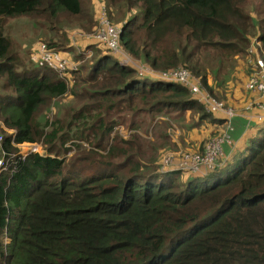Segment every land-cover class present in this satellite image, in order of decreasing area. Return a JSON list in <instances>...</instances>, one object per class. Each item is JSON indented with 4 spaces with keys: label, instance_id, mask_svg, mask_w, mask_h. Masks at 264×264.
I'll return each instance as SVG.
<instances>
[{
    "label": "trees",
    "instance_id": "16d2710c",
    "mask_svg": "<svg viewBox=\"0 0 264 264\" xmlns=\"http://www.w3.org/2000/svg\"><path fill=\"white\" fill-rule=\"evenodd\" d=\"M251 1L104 4L110 23L122 27L119 44L132 59L159 71L185 66L227 102L209 84L214 70L202 57L210 50L227 51L230 58L246 52L257 20L264 19V0L256 18ZM100 7L94 13L83 0H0V26L3 16L16 15L96 22ZM98 47L85 58L87 72H73L71 87L42 62L34 63L38 72L21 71L0 30V119L17 130L16 142L50 145L45 155H16L0 174V264H264V133L252 138L247 129L230 144L233 152L209 170H162L156 153L144 157L138 129L149 130L135 115L153 120L164 111L176 120L187 114L189 125L214 129L211 136L224 133L227 118L206 110L187 87L140 75L133 65H121V55L107 45ZM143 76L154 81H141ZM69 93L81 103L60 118L65 128L43 114L37 119L49 100ZM165 137L176 147L167 132ZM12 138L8 132L4 146L16 154ZM68 151L79 152L72 160L61 158Z\"/></svg>",
    "mask_w": 264,
    "mask_h": 264
},
{
    "label": "rangeland",
    "instance_id": "374dc122",
    "mask_svg": "<svg viewBox=\"0 0 264 264\" xmlns=\"http://www.w3.org/2000/svg\"><path fill=\"white\" fill-rule=\"evenodd\" d=\"M83 1L85 3V6L87 7V11H91L90 8H92V12L94 13L96 6L99 3L107 4L106 0ZM110 7L111 6H109V8ZM248 8L250 11H252V14L256 18V13H258L256 9L260 8L259 0H252ZM105 22L106 21L100 19L95 22V20H90L87 17L74 16L59 19L55 23L49 20H44L40 17L16 15L3 16V22L0 26V30L9 39L11 49L18 54V62L20 63L21 71L26 69H33L34 72H38L39 67L34 64H41V59L39 60L37 54L38 46L41 43H46L47 47H52L49 42L54 43V45L56 46H54L55 49H50L48 52L50 56H53L52 65L48 64L47 66L49 68L47 70H49V72H57L58 76L65 79L72 87L76 80L75 74L73 72L77 71V74L83 75L88 70V67H85V58H88L86 56H90L93 52V49L98 50V46L101 47L100 49H105L106 45H108L107 42L102 41L100 37H98L104 36V32H102L101 34L96 33L97 30H99L100 32L102 31ZM256 24L258 26L257 28H255V34H253L250 41H253L260 33H262L260 36H264V29H262L260 26V24L264 25V19L262 22L257 20ZM249 46L250 42L247 48ZM100 49L99 52H101ZM249 54L250 53H248L246 49V52L244 54L233 56L230 58L231 54L227 51L210 50L208 52H204L202 57L205 62H209L210 67L214 70L213 74L211 75V72L209 71V84L213 88L215 87V90L216 88H218L219 90H216L217 92H225L233 101V104L237 106L240 112L242 111L240 106V104L242 103L241 101L244 100L245 97H247V91H245L246 89H244V87L248 75L251 73L248 61ZM112 58L115 59L114 57ZM59 59H66V61L68 62L67 68L63 70H57L54 67ZM133 60L138 64L148 65L145 62H141L135 59ZM178 67L188 69L187 67L182 65ZM193 75L201 80L200 75ZM139 79L141 81L146 80L148 82L154 81L151 77L146 78V76L139 77ZM7 92H11V89H8ZM217 96L216 97L220 99V95L217 94ZM55 99L56 100H49L44 106H42L36 114V117L38 120H40L43 114L50 124L55 122L56 120H59L62 125H65L63 119L60 118H66L72 108L78 106L81 103V100L74 98V95L70 93L61 98ZM57 99L61 100V102L59 103ZM177 117L179 118L173 120L172 115L166 114L164 111H161L159 115L153 120L146 117L144 113L138 116L135 115L133 117L137 122H140L141 118L146 119V124L143 125L147 126L149 132L138 129V141L140 143L142 151L144 152V155H146L144 157H147L151 154V152H154L158 156V161L160 160V162L162 163L163 157L169 152H200V147H202L204 151L206 136H211V131L214 129L210 127H204V130L201 131L198 126L189 125L190 120L188 119L189 116L187 114L181 113ZM233 118V124L235 122V125H244V127H246L245 124H247V120L243 116H234ZM127 124H129V122L126 120L124 125L126 126ZM2 125L3 122L2 124H0V133H3L4 136H8V132L2 128ZM66 125L64 126V128L66 127ZM53 127L54 125H51V128ZM248 129L249 131H251L250 136L254 138L264 133V123L259 124L254 121L250 126H248ZM122 132L123 134H126L128 131L127 129H124L122 130ZM165 132L170 135V139L172 141L174 139L181 138L182 134L186 133L188 134L187 140L189 142L183 145L184 149H178L177 143L176 147H172L170 140L165 139ZM42 141L43 140H39L35 144H37L41 150L45 151L50 147V145ZM59 145H61L60 138L57 140V147ZM63 147L64 146L61 145V152L63 151ZM229 147V143H223L224 153L228 152ZM78 152L79 151H68L65 156L61 155V158H66L67 156L70 160H72L76 156V154H78ZM175 156H180V154H176Z\"/></svg>",
    "mask_w": 264,
    "mask_h": 264
},
{
    "label": "built area",
    "instance_id": "2783aa9c",
    "mask_svg": "<svg viewBox=\"0 0 264 264\" xmlns=\"http://www.w3.org/2000/svg\"><path fill=\"white\" fill-rule=\"evenodd\" d=\"M103 6V8H102ZM106 6L101 4L100 10L103 14L100 16V20L106 21L102 28L96 32L101 34L104 32V36H98L102 41L107 42V46L116 54L121 55L119 62L123 66L133 65L137 69L140 75H149L160 80L178 83L182 86L187 87L195 100L199 103L204 104L205 108L213 113L224 116L227 118V128L223 134L213 135L206 142L204 151L192 152L186 151L182 153L169 152L162 159V170L174 171V170H186L193 172H201L205 168L211 169L216 164L218 158L223 155V143L227 142L231 144L233 142L231 137L232 119L236 115V110L225 100L219 99L213 94H211L207 88L201 84V80L194 76L188 69L183 67L170 68L167 70L159 71L153 69L149 65H143L136 63L121 47L119 44V38L122 34L121 26H114L110 23L106 16ZM260 37V36H259ZM256 38L250 42V46L247 48L249 54V68L251 73L248 75L246 80V89L252 93L250 102L248 103L247 109L258 108L262 113L255 115L261 122H264V36ZM49 49L45 43H41L38 46V58L41 62L46 65H52L53 56L49 55ZM68 62L66 59H59L57 64L54 66L57 70H63L67 68ZM249 121L253 119V116H247ZM124 130V129H122ZM7 132L12 134L13 138L11 143L13 146L17 147L19 150L17 153L8 152L2 148L3 155L0 158V174L2 172L8 171L10 166V161L16 155L19 159H25L27 155L31 153H38L40 155H45L46 150L43 151L40 147L35 144L36 142H16L15 136L17 130L13 128H7ZM128 131V130H127ZM128 133V132H127ZM126 133V134H127ZM125 134V135H126ZM4 137L0 135V146L2 147ZM38 149V150H37ZM180 154V156H175ZM14 165V162H12ZM15 169V167H14Z\"/></svg>",
    "mask_w": 264,
    "mask_h": 264
},
{
    "label": "crops",
    "instance_id": "0c3cea01",
    "mask_svg": "<svg viewBox=\"0 0 264 264\" xmlns=\"http://www.w3.org/2000/svg\"><path fill=\"white\" fill-rule=\"evenodd\" d=\"M262 33L258 34L257 36L259 37ZM260 37H263V36H260ZM259 37V38H260ZM244 89H246V84H245V87ZM247 91V89L245 90ZM225 96L227 97L226 100H227V103L230 104V105H233L234 109L236 110V116H243L246 118L247 120V124H246V127H244V125H235V122L234 124L232 123V127H233V130L231 131V137H232V140L233 142H238V139L245 133L247 132V129H248V126H250L254 121H259L261 122L260 120H258V118H255V115H259L261 114L262 112L258 109V108H252V109H247L248 107V103L250 102L251 100V97H252V93L247 91V97H245L244 100H242L240 106H241V109L242 111L240 112L237 108L236 105L233 104V101L230 99V97L224 92ZM221 99V98H220ZM223 100V99H222ZM247 116H253V119L251 121H249L248 117ZM233 121H234V118H233ZM2 120H0V124H2ZM227 126V124H226ZM2 128L4 130H6L8 127L4 124L3 122V125H2ZM227 128V127H226ZM2 129V130H3ZM257 129V128H256ZM0 135H2L4 137V141H5V136L3 133H0ZM188 139V134L186 133H183L182 134V137L181 138H177V139H174L173 143H177V147L178 149H184V144H187L189 141L187 140ZM4 141H3V144H2V147L0 146V158H2L1 156L3 155V151H2V148H4L6 151L7 149L5 148L4 146ZM234 144V145H235ZM230 153L233 152V148H230L229 147V150H228ZM7 172V171H5Z\"/></svg>",
    "mask_w": 264,
    "mask_h": 264
}]
</instances>
